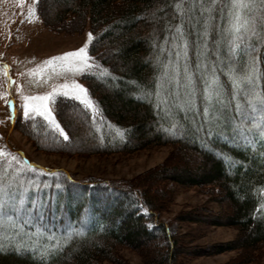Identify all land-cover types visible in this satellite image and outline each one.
Here are the masks:
<instances>
[{"label":"trees","instance_id":"1","mask_svg":"<svg viewBox=\"0 0 264 264\" xmlns=\"http://www.w3.org/2000/svg\"><path fill=\"white\" fill-rule=\"evenodd\" d=\"M177 3L182 6L183 16L175 7ZM228 4L229 0H220L215 7L211 0H204L203 5L200 0L36 1V15L48 32L74 35L88 28L92 34L88 54L93 67L81 81L97 114L93 116L74 99L58 96L55 117L69 137L67 141L39 116L18 118L14 128L36 150L47 154L128 155L156 147H170V154L124 183L88 179L86 182L93 183L88 185L75 182L64 172H54L61 173L54 177L53 173L35 176L19 171L18 176L11 177V171H3L0 165L4 185L14 181L13 198L21 201L18 208L8 209L14 225L5 223L0 228V244L7 248L0 253V264H130L123 251L132 252L144 264H187L189 259L228 252L236 253L229 264L254 262L264 245V138L253 122L242 123L235 105L238 100L248 107L246 97L240 92L236 99H230L231 81L225 74V65L216 63L212 51L218 31L227 23ZM207 8L212 11L204 10ZM244 14L255 17L257 31L264 32V13L257 8ZM209 16L215 19L210 21L207 63L209 68H216L226 93V107L220 110L219 120L211 124L210 117L203 116L202 94L196 97L194 111L185 114L174 107L185 99L187 91L182 56L179 88L171 80L176 75V52H182L183 40L187 39L189 70L202 93L204 80L197 69V43L202 42L198 34L203 32ZM181 25L183 38L176 32ZM251 44L252 54L261 61L258 67L264 72V39L253 38ZM247 46L246 42L244 47ZM220 54L227 57L226 46ZM170 60L173 63L166 68ZM248 60V55L240 54L235 63L240 70H246ZM166 71L167 78L158 79ZM139 86L159 92L160 99L155 94L143 96ZM261 90L264 76L255 81V91ZM173 116L179 121L175 135L164 131L171 127ZM176 156L181 162L185 156L194 157L198 168L192 172L181 168L173 162ZM8 176L12 179L7 180ZM170 185L197 189L210 198L216 195L226 201L219 204L227 215L212 214L208 220L201 215L205 210L202 205L178 214V222L232 227L238 231L236 239L209 249L185 246L183 242L189 241L191 235L171 232L159 219L158 212L173 198ZM17 245L36 251L19 254L14 250ZM42 251L51 253L43 262Z\"/></svg>","mask_w":264,"mask_h":264},{"label":"rangeland","instance_id":"2","mask_svg":"<svg viewBox=\"0 0 264 264\" xmlns=\"http://www.w3.org/2000/svg\"><path fill=\"white\" fill-rule=\"evenodd\" d=\"M36 1L0 0V151L5 153L3 157H0V165H3V171H11L9 172L11 177L18 176L19 171H29L35 176L43 172H64L75 182L99 179L124 183L163 162L170 154V147H156L128 155L91 157L42 153L14 128L18 118H27L24 114V105L36 103L25 100V97L52 94L49 107L55 116L56 98L63 96L74 99L72 98L75 95L74 86L79 84L85 88L81 77L90 72L93 67L92 59L89 61L92 64L90 68H83L76 57H69L67 60L54 59L78 51L85 46L88 51L91 42L88 39L90 31L87 28L84 33L74 35H57L48 32L36 15ZM48 61L52 63H46ZM78 68L83 70L77 71ZM65 92L68 96L64 95ZM88 97L91 99L89 95ZM91 101L93 102L92 99ZM93 106L91 109L85 108L94 116L97 114L94 102ZM29 116L36 115L30 112ZM46 123L54 133L59 135L54 126L49 125L47 121ZM113 130L117 133L121 131L114 127ZM9 153L11 155H8ZM183 159L185 161L181 162L176 156L173 162H177L181 168L190 172L198 168V160L194 157L185 156ZM11 177L8 176L7 180H11ZM13 182L10 181V184ZM169 188L173 189V198L163 207L164 210L162 208V211L158 212L159 219L169 227L171 232L178 233L180 236L188 233L191 235L189 241L183 242L185 246L209 249L212 245L236 239L238 231L232 227H213L208 224H189L176 220L178 214L202 205H205V210L201 215L208 220L212 219V214L217 215L221 212L227 215L221 209V203L219 204L220 201L225 203L226 201L220 200V197L216 195L210 198L197 189H182L171 185ZM259 251L260 254L257 252V257L252 264H264V245ZM123 256L130 264H144L130 251H123ZM235 256V252H228L189 259L187 264H229Z\"/></svg>","mask_w":264,"mask_h":264},{"label":"snow or ice","instance_id":"3","mask_svg":"<svg viewBox=\"0 0 264 264\" xmlns=\"http://www.w3.org/2000/svg\"><path fill=\"white\" fill-rule=\"evenodd\" d=\"M220 0H211V4L213 7ZM201 5H203L204 0H200ZM194 6V5H193ZM177 11L183 16V9L180 3L175 5ZM229 8L228 18L226 25L218 31V39L215 41V49L212 51L215 52L216 55V63L225 65V74L228 76L229 80L232 84V95L230 99H236L237 95L240 92H243L246 101L245 103L248 107H244L238 100L235 105V109L238 114L241 116L242 123L251 121L254 123V126L260 129V135L264 138V90L260 92L255 91V81L260 79L261 76H264V72L260 70L258 65L261 63L260 58L254 56L252 54L253 45L251 44V40L255 39H264V32H258L255 27V17L250 18L245 15V11L248 9H257L259 12L264 13V0H229V4L227 5ZM206 11L211 12L212 8L204 9ZM215 17L209 16L208 21L205 22L204 30L202 33H199L202 42L197 43V69L201 71V77L204 80V88L202 93L199 92L196 88L195 80L193 79V74L189 70L188 64V49L189 42L187 39L183 40V50L176 52V66L174 71L176 75L171 77V80L174 81L177 85V88L180 86V82L178 79L179 75V59L181 56L183 57L184 64V72H185V84L184 88L187 89L185 92V99L180 101L178 104H174V107L179 108L187 114L189 111L196 110V97L202 94L204 101L203 108V116L210 117L209 124L213 121H218L220 118V110L226 107L224 98H225V86L221 82L219 75H217V70L215 67L209 68L207 61L209 60V44L208 38L212 35L210 32V21L214 20ZM261 20H264V16L261 17ZM183 23V21H182ZM176 32L179 33L180 37H184V32L182 30V25L176 27ZM175 36L173 39L175 40ZM89 41L92 40V34L89 33L88 36ZM248 43L247 47H244L245 43ZM168 43L167 40L164 42ZM227 47L228 55L227 57L222 56L220 54V49L222 47ZM173 47H178L177 45H173ZM240 54L248 55V65L246 70H240L235 61L238 59ZM69 57H76L80 60L83 68H90L92 64L89 63L91 57L88 55L87 46L80 48L78 51L67 53L63 57H57L54 59L67 60ZM157 62H159V57L157 58ZM51 64L52 61L46 62ZM172 61L168 62V65L165 67L168 68L172 65ZM83 68H78L77 71H82ZM167 71L164 73L162 77H158V79L167 78ZM247 84L250 87L245 88L244 85ZM141 88V94L143 96H152L156 95L157 99H160V93L155 92L151 89L145 88L143 86H139ZM159 88L160 85H157ZM75 95L74 99L78 100L81 104L85 105L87 108H93V102L88 97V90L83 88L81 85L77 84L74 86ZM65 96H68V93H64ZM176 96L179 97V92L177 91ZM25 100H31L36 103L24 105V114L26 117L30 115V112L36 116L43 117L45 121L49 123V125L54 126L56 130H58L59 135L63 136L64 140L67 141L69 137L65 134L64 130L57 123L55 116L53 115L52 110L49 107V103L52 101V94L46 96H33V97H25ZM163 102V101H161ZM230 102V101H229ZM159 107V104L157 105ZM167 112V110H166ZM257 113L259 116L257 117ZM259 120L258 123L256 121ZM179 125V121L176 120L173 116L172 124L170 128H165L164 131L175 135V129ZM183 127V126H181ZM5 153L0 151V157H3ZM8 155H11L10 153ZM15 159V157H13ZM35 171V169H32ZM61 173H53L54 177H59ZM14 185H4L2 177H0V228L3 227L5 223H12L14 225L15 220H9L10 212L9 208H18L20 206L21 201H17L13 198V194L11 192V188ZM56 187L59 189L60 185L57 184ZM264 206V205H262ZM70 239V237H69ZM59 244V242H58ZM14 250L19 254H24L25 252L31 251L35 252V248L25 247L23 245H17ZM7 248L0 244V253L6 252ZM48 251H42L40 253L42 262L47 259L50 255Z\"/></svg>","mask_w":264,"mask_h":264}]
</instances>
